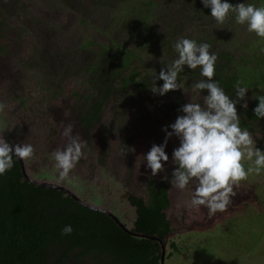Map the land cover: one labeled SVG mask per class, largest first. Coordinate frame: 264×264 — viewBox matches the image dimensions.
I'll list each match as a JSON object with an SVG mask.
<instances>
[{
    "label": "rangeland",
    "instance_id": "obj_1",
    "mask_svg": "<svg viewBox=\"0 0 264 264\" xmlns=\"http://www.w3.org/2000/svg\"><path fill=\"white\" fill-rule=\"evenodd\" d=\"M143 1L154 4V22L147 29L151 36L135 48L131 35L140 24L133 13L135 7L139 12L138 4ZM249 1L234 0L233 5ZM199 3L0 0V135L10 145L25 142L33 146L32 158L22 160L28 179L65 188L82 202L110 213L126 229H132L137 218L129 197L145 198L148 182L155 180L167 188V220L173 225L183 220L197 223L202 211H193L187 203L190 191L171 188L168 182L174 168L171 154L178 140L169 139L165 149L169 161L156 177L143 162L151 146L163 142L162 128L178 116L166 112L164 101L150 97L140 107L135 98H129L130 89L122 90L102 101L101 117L89 129L80 124L78 113L96 97H88L86 69L101 52L100 46L108 48L118 42L130 53L135 51L139 60H120L128 68L143 71L147 66L171 64L177 58L173 45L182 37L207 39L217 58L223 52L232 56L234 63L242 56L250 58L255 34L235 24L231 14L218 25L210 10L204 17L190 13L186 4ZM87 44L90 46L85 48ZM194 83L183 81V88L168 98L177 95L183 104L203 106L204 94H194ZM68 125L83 144L82 157L68 177L59 180L51 154L67 145L63 133ZM251 137L255 146L256 137ZM242 163L247 168L250 162ZM233 191L241 198L236 201L233 197V209L223 212L216 223L168 240L180 248V255L167 244L166 254H173L164 264H264V171L250 174Z\"/></svg>",
    "mask_w": 264,
    "mask_h": 264
},
{
    "label": "trees",
    "instance_id": "obj_2",
    "mask_svg": "<svg viewBox=\"0 0 264 264\" xmlns=\"http://www.w3.org/2000/svg\"><path fill=\"white\" fill-rule=\"evenodd\" d=\"M233 1L228 0L231 4ZM248 3L264 6V0H250ZM186 5L193 15L204 17L209 13L201 2ZM138 7L139 12L135 11V7L133 15L140 27L134 29L131 35L135 48L151 36L147 29L154 22L155 15L151 2L143 1ZM196 38L192 40L198 44L208 43L205 42L207 39ZM89 46L87 44L85 48ZM251 48L253 55L250 58L242 56L236 63L232 56L221 53L213 79L219 82L231 99H236L233 85L237 80L242 82V87L249 89L245 97L248 108L246 111L242 109L240 104L245 101H239L237 114L240 126L256 137L255 147L264 150V119L257 120L253 114L258 103L256 96L264 95V51L258 53L264 48V43L256 37ZM100 49L101 52L96 53L98 56L86 69L90 87L88 97H96L92 104L85 103L79 111L81 125L91 128L101 117L102 101L129 89L132 91L129 98H135L140 107L147 104L150 97H157L166 103L164 109L167 113H172L174 117L182 114L179 111L182 100L179 101L177 95L168 98L175 94L174 91L160 96L150 90L155 73L158 76L165 65L147 66L146 71L128 68L120 59L131 57L139 60L134 55L135 51L130 53L118 42L108 48L100 46ZM184 76L188 77V82L205 79L199 75V68H185L178 79L183 80ZM162 83L155 80L156 87ZM129 203L137 217L133 228L129 229L130 233L120 229L109 216L86 210L63 193L32 186L25 180L19 159L14 158L11 171L0 177V264H160V244L165 245V250L169 244L172 251H177L176 244L165 240L172 231L165 214L169 209L167 188L151 180L147 184L145 198L130 196ZM65 225L72 226L70 235H61ZM171 256V253L165 252L163 262Z\"/></svg>",
    "mask_w": 264,
    "mask_h": 264
},
{
    "label": "clouds",
    "instance_id": "obj_3",
    "mask_svg": "<svg viewBox=\"0 0 264 264\" xmlns=\"http://www.w3.org/2000/svg\"><path fill=\"white\" fill-rule=\"evenodd\" d=\"M204 8L210 10V17L216 24L222 25L231 14L235 24L246 26L249 33H254L260 42L264 43V6L257 7L252 3H238L233 5L228 0H200ZM177 58L171 64L161 68L158 76L155 73L151 92L164 96L169 91L183 88V80L178 77L188 70L199 68L200 79L192 85L194 94L204 95V104L185 103L173 123L162 128L165 138L159 145L153 144L150 150L143 155V162L150 175L156 177L164 171L169 161L165 149L169 139L175 137L178 147L171 154L174 165L171 188L180 191L190 190L188 204L199 210L206 208L211 217L217 212H223L229 205L231 197L235 195L233 188L239 182L247 180L250 174L259 175L264 171V150L254 146V141L246 128L240 126V116L237 114V103L245 101L247 87L241 86L237 80L233 88L236 99L227 95L219 82L213 79L217 56L210 52L208 43H197L188 38H179L173 45ZM264 51V48L261 49ZM162 81L156 87L155 80ZM195 98V97H194ZM258 101L253 109L257 120L264 119V95H257ZM245 111L248 104H240ZM170 129V131H169ZM68 138L63 150L54 151L51 156L54 167L58 170V179L68 177L70 171L82 157L83 144L78 137L72 135V126L68 125L63 133ZM34 153L29 143L9 144L0 135V177L10 172L14 166V158L20 160L31 159ZM242 161L250 162L245 168ZM167 180V177H162ZM71 225L61 229V235H70Z\"/></svg>",
    "mask_w": 264,
    "mask_h": 264
},
{
    "label": "water",
    "instance_id": "obj_4",
    "mask_svg": "<svg viewBox=\"0 0 264 264\" xmlns=\"http://www.w3.org/2000/svg\"><path fill=\"white\" fill-rule=\"evenodd\" d=\"M19 162L21 163L22 165V168H23V174L25 175V180L31 184L32 186L36 187V188H44V189H48V190H55V191H58L60 193H63L66 197L68 198H71L73 201H75L78 205L82 206L83 208H85L86 210H89V211H92V212H96V213H99V214H103V215H106V216H109L117 225L120 229H122L123 231L125 232H128L130 233V230L129 229H126L125 226H123L117 218L113 217L110 213H108L107 211H104V210H101L99 209L98 207H95V206H91V205H88L84 202H82L80 199H78L74 194H72L71 192L67 191L65 188H62V187H59V186H56V185H52V184H46V183H38V182H35V181H32L30 179L27 178L26 176V173H25V169H24V165H23V162L22 160L19 159ZM235 193V192H234ZM239 193H235L234 196L231 197V200H233V197H234V200L237 201V198L239 197ZM241 198V196H240ZM231 200H230V203L229 205L226 207V209L223 211V212H229L231 211L232 208V203H231ZM223 212H217L215 213V215H221ZM209 216V215H208ZM206 223H204L205 225ZM169 236V235H168ZM168 236L165 238V240H167ZM161 246V252H160V264H164L163 262V256H164V253H165V245L164 244H160Z\"/></svg>",
    "mask_w": 264,
    "mask_h": 264
},
{
    "label": "flooded vegetation",
    "instance_id": "obj_5",
    "mask_svg": "<svg viewBox=\"0 0 264 264\" xmlns=\"http://www.w3.org/2000/svg\"><path fill=\"white\" fill-rule=\"evenodd\" d=\"M192 189H194V185L190 184L188 186V189L185 190V193H187V191H190ZM185 206H186V203H185L184 207ZM200 210L202 211V212H200L201 217L199 218L197 223L196 222H189L188 223L187 220H183L181 223L173 225L170 221H168L170 223V228L172 229V231L169 234L167 239L168 240L171 239L175 234L180 235V233H184L185 235H187V234L193 233L194 230H205V228L209 227V225H212L213 223H216L218 221L220 215L214 214L213 216L210 217V216H208V211L206 208L201 207ZM193 211H195V209H193ZM185 222H187V224H185ZM204 223H206V224L204 225ZM191 231H193V232H191ZM172 252L176 253L175 255H180V248L177 247V251H172ZM173 253H171V255Z\"/></svg>",
    "mask_w": 264,
    "mask_h": 264
}]
</instances>
